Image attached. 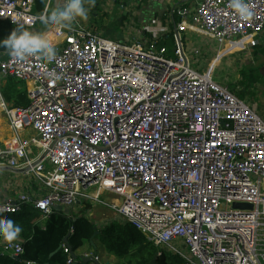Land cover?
<instances>
[{
  "label": "built area",
  "instance_id": "1",
  "mask_svg": "<svg viewBox=\"0 0 264 264\" xmlns=\"http://www.w3.org/2000/svg\"><path fill=\"white\" fill-rule=\"evenodd\" d=\"M245 2L248 20L230 0L179 10L172 49L161 39L115 41L79 21L55 34L50 63L1 52L0 111L13 138L0 147V168L23 172L33 197L4 201L0 215L32 205L44 224L59 208L73 218L84 202L86 216L104 206L181 264H264V119L213 68H193L181 36L193 29L247 51L264 31V0ZM34 6L0 0V19L35 29ZM11 79L28 85L26 108L5 101ZM1 245L24 253L17 240ZM61 249L73 264L70 246ZM84 256L104 264L94 251Z\"/></svg>",
  "mask_w": 264,
  "mask_h": 264
},
{
  "label": "crops",
  "instance_id": "2",
  "mask_svg": "<svg viewBox=\"0 0 264 264\" xmlns=\"http://www.w3.org/2000/svg\"><path fill=\"white\" fill-rule=\"evenodd\" d=\"M124 2V9L121 8L119 4ZM85 0V7L88 10V18L87 20H82L81 22L96 30L102 36L109 38L111 34L107 33L109 27L103 24L100 25L99 20H103L100 17V11L102 9L107 10V13L103 14L106 16H111L109 19V26H113L117 35L114 38L110 37L115 41H126L128 43H132L136 40L142 41H150L153 39H161V43L171 44L173 47L172 36L176 33L178 24L181 23L182 19L179 18L178 11L186 8L191 11L196 9V6L201 0ZM65 0H49L48 8L55 9L57 7H62ZM112 11H117L115 14H112ZM102 15V16H103ZM187 21H190L188 19ZM103 23L105 21L103 20ZM35 29H31L32 32L35 33ZM45 30V29H44ZM37 33V32H36ZM38 33L39 30H38ZM184 35L189 38L188 40L184 38ZM181 36L187 42L186 49L189 57H191L196 62H199L200 57H204L205 59L210 58V55H215V57L209 60V68L204 71L201 66H198L197 70L199 71H209L210 68H215L217 64L224 58H229L232 55H236V53H242V55H246V62L250 65H256L261 68L264 72V31L256 38V46L249 47L247 51H239L238 48H235L233 51H229L233 46L228 44L224 47H220L216 45L207 35L200 31H193V29H189V31L182 32ZM237 47H240L241 44H236ZM198 55V56H196ZM195 57V59L193 58ZM191 59V63L192 60ZM196 63V64H198ZM193 64V63H192ZM193 66V65H192ZM194 68V67H193ZM18 81L9 80L3 84L2 92L5 101L12 106L13 102H8L5 97V91L8 89L10 84L16 85ZM22 82V81H20ZM24 87H26L27 92L29 91V87L25 82ZM17 86V85H16ZM18 90L22 91L20 88ZM13 92L16 91V88L12 87ZM28 97V94H27ZM250 105L257 111L263 115H260L264 119V111H262L261 107L257 105V107L249 102ZM14 104V103H13ZM13 138V133L9 127V124L4 117V115L0 111V147L4 148L5 145ZM23 172L20 170H10L6 167L0 168V204L4 201H8L9 199L13 200L18 197L20 194H28L33 197V188L32 182L29 181ZM96 211L93 213H97L101 216V223L108 221L109 216L108 211H100L101 207H95ZM99 216V217H100ZM105 216V218H104ZM104 218V219H103ZM107 223V222H105ZM98 231V230H97ZM96 247L98 246L95 243ZM93 247V246H92ZM102 247V246H101ZM103 248V247H102ZM95 252L94 247L91 252ZM106 252V251H105ZM77 255V252H74ZM98 254V252L96 251ZM107 253V252H106ZM86 254V253H85ZM83 254L82 256H84ZM99 256V255H98ZM113 259L108 258V262H105L101 259L104 264H113V260H116L114 257L110 256ZM101 258V257H100Z\"/></svg>",
  "mask_w": 264,
  "mask_h": 264
},
{
  "label": "trees",
  "instance_id": "3",
  "mask_svg": "<svg viewBox=\"0 0 264 264\" xmlns=\"http://www.w3.org/2000/svg\"><path fill=\"white\" fill-rule=\"evenodd\" d=\"M48 5L49 0H35L34 13L42 15ZM16 26L18 25L0 19V41L6 39ZM161 44L172 49L171 44ZM4 51L6 49L0 47V53ZM13 84H10L5 91L6 100L9 103L13 102L14 108H26L29 99L24 83L18 81L15 83L17 86ZM12 87L16 88L15 92L11 90ZM231 91L240 99L244 96L242 92H236L234 89ZM91 208V204L83 202L79 213L74 214L73 218L66 213L56 211L44 224L41 223V213L32 205H25L16 214L0 215V219H12L21 227L22 232L17 241L22 243L24 249V253L16 259L5 254L0 245V264H67L68 257L61 249L66 238L73 252L86 245L92 248L91 243L98 242L109 256L118 260L119 264H151L159 250L148 243L145 236L131 224L114 221L108 227L98 230L99 234L94 236L97 232L95 226L86 217V212ZM181 262L180 258L166 253H162L157 260L158 264H181Z\"/></svg>",
  "mask_w": 264,
  "mask_h": 264
},
{
  "label": "clouds",
  "instance_id": "4",
  "mask_svg": "<svg viewBox=\"0 0 264 264\" xmlns=\"http://www.w3.org/2000/svg\"><path fill=\"white\" fill-rule=\"evenodd\" d=\"M230 7L244 20L252 17L253 13L245 0H230ZM88 10L85 0H65L62 7L49 9L39 17L47 30L34 33L23 27L16 26L15 30L4 40L0 47L8 51L10 57L17 63L29 62L38 58L44 62H52L56 57L54 37L62 30L71 31L73 26L82 20H87ZM15 22V21H14ZM21 227L12 219H0V239L12 243L20 238Z\"/></svg>",
  "mask_w": 264,
  "mask_h": 264
},
{
  "label": "rangeland",
  "instance_id": "5",
  "mask_svg": "<svg viewBox=\"0 0 264 264\" xmlns=\"http://www.w3.org/2000/svg\"><path fill=\"white\" fill-rule=\"evenodd\" d=\"M117 11H112V14H115ZM107 13V10L102 9L100 11V17L105 21L103 23V20H99L100 25H106L108 28L107 33L111 34L110 37H116L117 33L114 30L113 26H109V19L112 16H104L103 14ZM103 15V16H102ZM45 25L42 23L38 24V26L35 28V33L45 31ZM108 37V36H107ZM109 37V38H110ZM185 39H189L184 35ZM112 39V38H110ZM214 42V41H213ZM185 43L187 44L186 40ZM216 45L217 43L214 42ZM237 47L236 44H233V46L230 48L229 51H233ZM198 56V55H196ZM215 55H210L211 60L213 59ZM195 59V57H193ZM192 58L190 57V60ZM199 62H196L195 60L192 61V65L194 68H197L198 66H201L202 70L209 68V62L204 57L199 58ZM246 55H242V53H236V55H232L229 58L222 59L217 66L214 68L215 75L214 80L218 83H222V85L229 86L230 90L234 89L236 92H242L244 96H241L243 100H247L248 102L253 103L256 107L259 105L264 111V72L261 70L260 67L256 65H249L246 61ZM198 63V64H196ZM209 66V67H208ZM202 71V72H203ZM264 114V113H263ZM260 115H262L260 113ZM263 116V115H262ZM105 199V196L102 197V200ZM98 207V206H97ZM102 210L100 211H108L109 216L114 217V213L111 212L109 209H106L104 206H100ZM91 211V210H89ZM92 211H96L95 207H93ZM87 215V213H86ZM97 213H93L91 215L86 216L95 226L96 231L102 230L109 225H111L114 221L111 220V218L108 219V221H105L107 223H101V216ZM105 218V216H104ZM103 218V219H104ZM1 245V242H0ZM97 252L100 258L105 262H108L111 258L105 250L101 247V245L97 242ZM93 248V247H92ZM92 248L89 245H86L85 247L79 249L77 251V256H82L85 253H89L92 251ZM102 262V261H101ZM113 264H119L118 260H113Z\"/></svg>",
  "mask_w": 264,
  "mask_h": 264
},
{
  "label": "water",
  "instance_id": "6",
  "mask_svg": "<svg viewBox=\"0 0 264 264\" xmlns=\"http://www.w3.org/2000/svg\"><path fill=\"white\" fill-rule=\"evenodd\" d=\"M234 208L235 209H252V206L248 205V204H235ZM58 211L61 212L62 208H59ZM66 213L70 214V212H66ZM98 234H99V232L97 231L94 236H96ZM65 243L69 246L68 238L65 239ZM91 245L95 249V254H97L96 253L97 247H96L95 243L92 242ZM72 256H73V259H74V263L73 264H99V263H97L95 261L94 257L77 256L74 252H73ZM159 256H160V254L157 253L156 256L154 257V259L152 260L151 264H158L157 260H158ZM15 258L18 259V257H15Z\"/></svg>",
  "mask_w": 264,
  "mask_h": 264
}]
</instances>
